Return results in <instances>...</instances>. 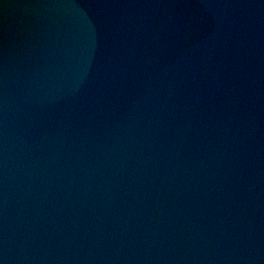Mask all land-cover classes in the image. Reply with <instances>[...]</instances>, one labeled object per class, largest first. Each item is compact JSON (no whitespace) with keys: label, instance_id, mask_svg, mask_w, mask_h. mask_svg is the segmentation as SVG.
Here are the masks:
<instances>
[{"label":"water","instance_id":"95a60500","mask_svg":"<svg viewBox=\"0 0 264 264\" xmlns=\"http://www.w3.org/2000/svg\"><path fill=\"white\" fill-rule=\"evenodd\" d=\"M0 264H264V0H0Z\"/></svg>","mask_w":264,"mask_h":264}]
</instances>
